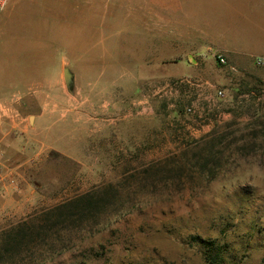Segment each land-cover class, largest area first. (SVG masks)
I'll return each mask as SVG.
<instances>
[{"label":"rangeland","instance_id":"obj_1","mask_svg":"<svg viewBox=\"0 0 264 264\" xmlns=\"http://www.w3.org/2000/svg\"><path fill=\"white\" fill-rule=\"evenodd\" d=\"M134 2L0 9V111L20 116L2 143L0 264H209L203 241L264 264V52L151 59L143 32L124 31ZM78 204L69 222L51 212Z\"/></svg>","mask_w":264,"mask_h":264},{"label":"crops","instance_id":"obj_2","mask_svg":"<svg viewBox=\"0 0 264 264\" xmlns=\"http://www.w3.org/2000/svg\"><path fill=\"white\" fill-rule=\"evenodd\" d=\"M134 1L124 0L130 6L132 2L136 5ZM138 1L139 18L138 23L134 22L138 24V29H135L136 25H129L124 27V31H128L129 35L133 31L143 32L141 38L148 42L149 48L154 49L151 59L162 61L166 54L164 48L171 49V59H178L179 63L187 60L189 64L196 63L192 59L211 58L216 53L227 59H246L264 52V37L246 41L247 44L239 43L236 37L237 32L242 30L264 31V0ZM125 19L126 22L129 20L127 17ZM128 39H131L130 36ZM184 73H189L188 69ZM18 109L22 114L27 111L25 106ZM13 117L19 118V113L12 116L9 110L0 111V175H12L10 161L1 156V151L5 150L3 144L6 137L12 135L11 125L15 124ZM6 143L9 149L10 141ZM5 185L0 177V200L7 198L3 188H9V185Z\"/></svg>","mask_w":264,"mask_h":264},{"label":"trees","instance_id":"obj_3","mask_svg":"<svg viewBox=\"0 0 264 264\" xmlns=\"http://www.w3.org/2000/svg\"><path fill=\"white\" fill-rule=\"evenodd\" d=\"M62 207H66V205L58 206L51 212L56 211L55 215L57 214V216H60L59 218L65 216L63 220L65 219V221L69 222L71 220L70 217H73L79 213L78 210H80L81 205L78 204V205H75V207H73L74 209L77 210L76 214H74V212L72 211H69V213L67 214L65 213L63 214V211L61 209ZM84 207H85V210L87 208L90 209L91 205L88 204V206H84ZM29 231L30 230H28L27 227L17 229L15 233L8 235V240H7L8 244L9 245L14 244L13 246L20 247L21 245H23V242L25 241L26 236H27V232ZM202 243L206 244L203 255H204V259L209 264H230L231 263L227 260L228 255H226L227 249L225 245H223L222 243H217L216 241H206V242L203 241ZM231 264H239V263L232 262Z\"/></svg>","mask_w":264,"mask_h":264},{"label":"built area","instance_id":"obj_4","mask_svg":"<svg viewBox=\"0 0 264 264\" xmlns=\"http://www.w3.org/2000/svg\"><path fill=\"white\" fill-rule=\"evenodd\" d=\"M7 2H8V0H0V9L3 8L6 5ZM216 58H217L218 62L223 63V64L226 63V60H225L224 56H222L220 54H217ZM258 62H260V61H258ZM217 95L218 96H222L223 95V91L222 90H218L217 91Z\"/></svg>","mask_w":264,"mask_h":264}]
</instances>
